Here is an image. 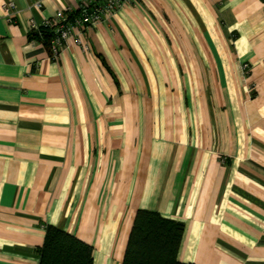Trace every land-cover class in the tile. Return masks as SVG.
I'll use <instances>...</instances> for the list:
<instances>
[{"label": "crops", "instance_id": "crops-1", "mask_svg": "<svg viewBox=\"0 0 264 264\" xmlns=\"http://www.w3.org/2000/svg\"><path fill=\"white\" fill-rule=\"evenodd\" d=\"M6 1L0 264H39L46 225L121 264L138 209L184 223L181 262L264 264V0H131L57 61L28 20L80 0Z\"/></svg>", "mask_w": 264, "mask_h": 264}, {"label": "trees", "instance_id": "trees-1", "mask_svg": "<svg viewBox=\"0 0 264 264\" xmlns=\"http://www.w3.org/2000/svg\"><path fill=\"white\" fill-rule=\"evenodd\" d=\"M44 43L50 32H44ZM184 223L148 209H138L121 264H194L177 258ZM93 247L53 225L45 226L39 264H94Z\"/></svg>", "mask_w": 264, "mask_h": 264}, {"label": "built area", "instance_id": "built-area-1", "mask_svg": "<svg viewBox=\"0 0 264 264\" xmlns=\"http://www.w3.org/2000/svg\"><path fill=\"white\" fill-rule=\"evenodd\" d=\"M130 2L131 0H80L77 10H58L54 17L45 18L40 23L30 18L28 25L31 39L45 45L52 61H57L61 51L71 45L89 51L90 44L85 39L86 29L100 24ZM34 5L36 8L42 6L40 0H35ZM2 10L9 23L15 22L17 11L13 1H6ZM45 31L50 32L46 43ZM242 70L243 73L248 71V63H243Z\"/></svg>", "mask_w": 264, "mask_h": 264}]
</instances>
